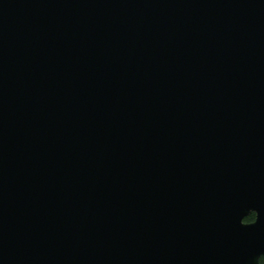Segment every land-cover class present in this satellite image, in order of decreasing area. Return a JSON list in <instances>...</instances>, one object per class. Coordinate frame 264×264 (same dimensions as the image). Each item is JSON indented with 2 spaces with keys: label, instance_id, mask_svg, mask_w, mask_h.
Here are the masks:
<instances>
[{
  "label": "water",
  "instance_id": "obj_1",
  "mask_svg": "<svg viewBox=\"0 0 264 264\" xmlns=\"http://www.w3.org/2000/svg\"><path fill=\"white\" fill-rule=\"evenodd\" d=\"M262 258L264 0H0V264Z\"/></svg>",
  "mask_w": 264,
  "mask_h": 264
},
{
  "label": "trees",
  "instance_id": "obj_2",
  "mask_svg": "<svg viewBox=\"0 0 264 264\" xmlns=\"http://www.w3.org/2000/svg\"><path fill=\"white\" fill-rule=\"evenodd\" d=\"M255 220V214H252V215H250L249 217H247L246 219H245V222L246 223H251V222H253ZM264 262V259L262 258L261 259V263H263Z\"/></svg>",
  "mask_w": 264,
  "mask_h": 264
}]
</instances>
